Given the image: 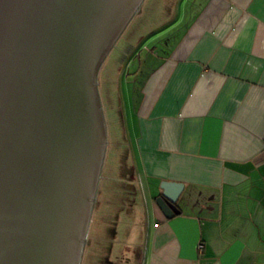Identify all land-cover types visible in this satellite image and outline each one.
I'll return each instance as SVG.
<instances>
[{
	"label": "crops",
	"instance_id": "1",
	"mask_svg": "<svg viewBox=\"0 0 264 264\" xmlns=\"http://www.w3.org/2000/svg\"><path fill=\"white\" fill-rule=\"evenodd\" d=\"M161 8L157 45L132 32L111 66L128 101H110L82 264H264V0ZM163 181L184 184L171 218Z\"/></svg>",
	"mask_w": 264,
	"mask_h": 264
},
{
	"label": "water",
	"instance_id": "2",
	"mask_svg": "<svg viewBox=\"0 0 264 264\" xmlns=\"http://www.w3.org/2000/svg\"><path fill=\"white\" fill-rule=\"evenodd\" d=\"M145 0H0V264H82L108 147L99 72ZM156 202L179 213L184 184Z\"/></svg>",
	"mask_w": 264,
	"mask_h": 264
},
{
	"label": "rangeland",
	"instance_id": "3",
	"mask_svg": "<svg viewBox=\"0 0 264 264\" xmlns=\"http://www.w3.org/2000/svg\"><path fill=\"white\" fill-rule=\"evenodd\" d=\"M154 1L157 2V0H145L142 6L143 11L142 12L140 11L133 18V20L131 21V23L129 24V26L127 27V29L125 30V32L123 33L119 41L117 42L115 48L112 50V52L110 53V55L104 62L99 72V78H98L99 79V91H100L102 105H103V109L105 112L107 126L109 129L110 135L114 134V132L112 131H113L115 123H113L112 119H114L113 116L116 117V114H117V113H114L113 115V112H111L110 101L113 100L114 102H116L117 100H121L123 105L126 104V102L128 101V89L126 85V81H127L126 76L128 74L126 73L124 77L125 79L123 78L124 81L120 78L118 79V83L117 82L110 83L109 79L113 78V75L110 74L113 72V68H112V72H110L111 66L117 61L116 58H118V53H119L118 52L119 50L117 49L123 43V38H125V36L131 35L132 32L136 33V36L134 37L136 42L138 41V39L139 40L143 39V41L146 42L145 44H143L144 47H147L148 44H149V47L151 46L153 47L157 45V41L153 40L154 36L156 35V32L152 33V31L155 29V27L159 23H161L162 21L168 18L167 17L168 12H167V9L161 8V10L153 11V14L150 13V11H148V8L151 9L153 7ZM175 7H178V11L180 9V13H182L183 4L177 1L176 4H174V8ZM170 35L172 36L174 35V33H170L166 36L169 37ZM124 68H125V65L122 67V69ZM111 88H113L114 90L113 92L109 91ZM111 94L113 96L112 98H111ZM109 132H108V135H109Z\"/></svg>",
	"mask_w": 264,
	"mask_h": 264
},
{
	"label": "built area",
	"instance_id": "4",
	"mask_svg": "<svg viewBox=\"0 0 264 264\" xmlns=\"http://www.w3.org/2000/svg\"><path fill=\"white\" fill-rule=\"evenodd\" d=\"M196 249L199 253H201L203 250V245L201 243L197 244Z\"/></svg>",
	"mask_w": 264,
	"mask_h": 264
}]
</instances>
